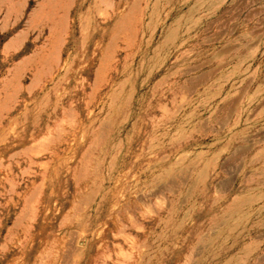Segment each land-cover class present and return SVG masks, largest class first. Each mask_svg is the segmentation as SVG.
Here are the masks:
<instances>
[{
  "label": "rangeland",
  "instance_id": "374dc122",
  "mask_svg": "<svg viewBox=\"0 0 264 264\" xmlns=\"http://www.w3.org/2000/svg\"><path fill=\"white\" fill-rule=\"evenodd\" d=\"M200 1L0 0V264H264V132L192 77Z\"/></svg>",
  "mask_w": 264,
  "mask_h": 264
},
{
  "label": "crops",
  "instance_id": "0c3cea01",
  "mask_svg": "<svg viewBox=\"0 0 264 264\" xmlns=\"http://www.w3.org/2000/svg\"><path fill=\"white\" fill-rule=\"evenodd\" d=\"M199 3L220 9V16L216 18L214 31L204 38L206 42H212L215 37L217 44L206 58L193 64L195 83L203 85L212 78L214 71L207 65L217 60L219 79L224 77V88L230 90L219 101L220 122L224 119L225 110L229 109L232 112L229 119L234 123L231 132L253 131L237 129L242 119L255 123V132H264V0H201ZM220 132H224L221 123ZM246 142L241 138L227 146L221 142L220 158L226 148L228 152L224 162L233 164L241 150L247 148ZM227 184L226 177L220 178V187Z\"/></svg>",
  "mask_w": 264,
  "mask_h": 264
}]
</instances>
